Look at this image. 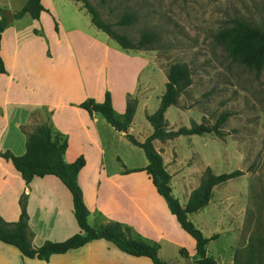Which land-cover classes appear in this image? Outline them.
I'll return each mask as SVG.
<instances>
[{
	"label": "crops",
	"instance_id": "1",
	"mask_svg": "<svg viewBox=\"0 0 264 264\" xmlns=\"http://www.w3.org/2000/svg\"><path fill=\"white\" fill-rule=\"evenodd\" d=\"M13 3L18 4L10 1L11 5ZM25 3L19 0V5L12 9L13 15ZM40 3L45 10L39 22L27 14L8 22L9 25L2 33L0 55L6 73L0 75V154L11 151L14 155H24L27 151V136L21 128L31 131L36 125L49 122L56 132L67 139L64 161L72 163L80 156L85 161L78 181L90 212L88 224L99 227L107 222L119 223L132 229L134 236L139 235L148 242L159 244L158 257L163 263L168 264L169 259L164 260L163 255L171 251L174 257L172 261L183 264L188 259L183 258L179 252L189 249L184 235L186 232L181 229L166 200L157 193L148 173L144 170L135 171L145 169L148 165L144 149L130 143L126 135L116 131L101 114L90 116L79 106L87 99L98 101L99 96L92 94L89 88L90 79L85 72L90 77L92 72L83 69L82 53L76 57L72 55L70 50L74 47L66 46L61 41V34L68 36L74 31L84 37L89 34L95 37V42L102 35L94 31L97 27L92 24L91 17L87 18L89 14L80 1L40 0ZM65 7L70 10L67 11L70 14H66ZM47 10L56 17L55 24L59 28L57 33L51 34L48 23L43 21ZM101 39L111 43L107 34ZM78 40L82 42L80 38ZM88 49L93 51L94 47L89 45ZM97 50L92 52L93 57L85 61L90 64V68L93 62L98 61ZM121 58H126L127 71L132 76L119 83V105L113 107L117 115L123 116L128 96L137 98L138 106L129 133L145 141L153 132L146 116L153 114L149 110L148 101L153 90L151 82L155 72L143 51L123 54ZM147 69L150 73L142 79ZM107 90L111 92L113 102V88L110 84ZM42 112L48 114L43 121L38 119ZM183 137L169 139L165 143L155 140L154 146L161 153L163 166L172 176L170 184L174 198L186 207L191 193L201 184L205 166L209 167V164L205 162L204 166L203 156L192 147L193 144L191 147L186 145L185 153L180 150L178 143ZM123 151L127 154L123 155ZM189 157L194 161L188 162ZM135 160L137 163L134 164ZM195 165L200 168L195 170ZM224 184L213 189L210 204L190 214L189 221L200 228L206 238L211 239L215 235L221 237L207 245L208 257L213 258L217 264H234L238 262L234 252H230L229 242L225 238L229 232L237 229L232 224L236 214L227 208L226 200L229 201L230 197L215 195ZM22 202L27 204L28 227L33 234L31 240L34 247L39 248L46 241H66L80 231L75 220L73 197L61 180L46 175L26 183L11 162L0 158V218L8 223L18 221ZM213 216L216 218L213 223L217 227L212 229L207 220ZM219 241L224 242L226 247H222L214 256L210 247L213 248ZM186 253L195 263L196 253L195 257L189 255L187 250ZM0 264L154 263L146 257L124 254L104 239L93 241L80 249L53 255L48 261L25 258L16 246L0 242Z\"/></svg>",
	"mask_w": 264,
	"mask_h": 264
},
{
	"label": "rangeland",
	"instance_id": "2",
	"mask_svg": "<svg viewBox=\"0 0 264 264\" xmlns=\"http://www.w3.org/2000/svg\"><path fill=\"white\" fill-rule=\"evenodd\" d=\"M10 1L12 0H0L3 12L12 11L19 5V0H13L18 2L13 5ZM86 1L100 13L103 20L115 25V31L132 41L137 40L143 32L155 36L154 50H141L148 56L149 64L155 72L151 82L153 90L148 101L151 113L157 111L160 96L165 93L169 66L177 62L189 67L193 84L180 95L178 106H171L167 110L166 119L169 124L172 123L170 128L178 130L201 123L212 128L222 115H228L217 133L183 137L178 145L185 153L186 145L191 147L193 144L192 147L203 156L204 166L205 162L208 163L217 175L236 169L243 171L242 177L231 179L221 190L218 188L215 195L230 197L229 201L226 200L227 208L229 212L236 214L232 224L238 230L229 232L225 238L229 242L230 252H234L235 260L239 264H264V68L260 71L246 68L239 57H233L225 44L216 40V35L232 26L237 19L264 29V0ZM65 9L66 14H70L67 12L70 10ZM46 12L43 21L48 23L51 34L57 33L59 28L55 24L56 17L51 11ZM125 15H131L133 23L130 26L118 25ZM87 18L90 16L87 15ZM94 31L102 35L99 42H95L92 35L86 34L84 37L76 31L68 36L61 34V41L68 47H74L70 51L75 57L82 53L83 69L92 72L91 77L85 72L90 79L89 88L93 91L92 94L99 96L98 101H95L103 102L104 94L108 92L107 85L110 84L113 88L112 103L119 105V83L132 76L127 71L126 58L121 56L134 54L136 50H124L113 39H110L111 43L102 40L101 37L106 35L104 32L97 28ZM89 45L94 50L98 49V53L95 52L98 54V61L93 62L91 68L90 64L85 63L93 57L94 50H89ZM144 72L142 79L150 73L148 69ZM47 115L42 112L38 119L43 121ZM122 154L127 153L123 151ZM191 157L187 158L190 163L194 161ZM131 161L133 163V159ZM195 166V170L200 168L199 165ZM215 219L213 216L207 220L212 229L217 227L213 223ZM184 235L189 244V249L186 250L195 257V241L187 233ZM220 238L218 236L216 240ZM220 241L213 248L210 247L214 256L222 247H226ZM172 255L173 252L168 251L163 259H169L168 264H175Z\"/></svg>",
	"mask_w": 264,
	"mask_h": 264
},
{
	"label": "trees",
	"instance_id": "3",
	"mask_svg": "<svg viewBox=\"0 0 264 264\" xmlns=\"http://www.w3.org/2000/svg\"><path fill=\"white\" fill-rule=\"evenodd\" d=\"M75 1L82 2V6L91 17L92 24L101 32H105L124 50H154L155 36L153 34L143 32L137 40L132 41L127 36L115 31V25L103 20L100 13L88 1ZM44 10L40 0H27L22 9L14 14V18H22L28 14L34 19H39ZM0 18L1 51L2 33L9 25L8 19L3 15L1 9ZM133 20L131 15H125L118 25L130 26ZM216 40L225 44L227 51L233 57H239L246 68L255 71L264 68V29L237 19L232 26L219 32L216 35ZM2 60L0 55V75L6 73ZM167 78L166 90L160 97L159 108L155 113L146 116L153 132L145 141H140L129 133V127L133 123L138 106L136 97L128 96L127 108L123 116L117 115L109 91L105 93L102 103L87 99L79 106L90 116L101 114L116 131L124 133L130 143L144 149L148 165L145 169H136L135 171L144 170L148 173L157 193L166 200L181 229L196 241L195 264H217L213 258L207 256L206 251L209 242L216 240L218 235L211 239L206 238L203 231L189 221V215L210 204L212 191L215 187L227 183L233 178L242 177L244 173L236 169L226 174L217 175L211 167H208L203 173L199 188L191 193L186 207H183L179 200L174 198L170 184L172 176L163 166L161 153L156 150L154 141L159 140L165 143L169 139H177L182 136L217 133L219 126L228 119V115H222L212 128L203 123L190 128L181 127L178 130L170 128L169 121L166 119L167 110L171 106H178L180 95L192 86L193 79L189 67L177 62L169 66ZM21 130L27 136L26 153L18 156L7 151L1 153L0 158L11 162L26 183H30L35 177L41 178L46 175L55 176L61 180L73 197L75 220L80 231L66 241H46L41 247L36 248L32 244L33 234L28 227L27 204L22 202L21 216L18 221L8 223L0 218V242L16 246L25 258L48 261L53 255L64 254L72 249H80L93 241L106 239L124 254L133 257H146L154 264H165L158 257L160 245L148 242L139 235L134 236L132 229L114 222H107L99 227H91L88 224L90 212L85 204L78 181L79 172L84 168L85 161L81 156L72 163L64 161V155L68 148V142L64 135L56 132L49 122L36 125L31 131H26L23 127ZM179 253L183 258L189 259L186 250H181Z\"/></svg>",
	"mask_w": 264,
	"mask_h": 264
},
{
	"label": "water",
	"instance_id": "4",
	"mask_svg": "<svg viewBox=\"0 0 264 264\" xmlns=\"http://www.w3.org/2000/svg\"><path fill=\"white\" fill-rule=\"evenodd\" d=\"M3 15L8 19L9 23L14 20V15H13V12L11 10L4 11ZM183 264H195V263L192 260L188 259Z\"/></svg>",
	"mask_w": 264,
	"mask_h": 264
}]
</instances>
